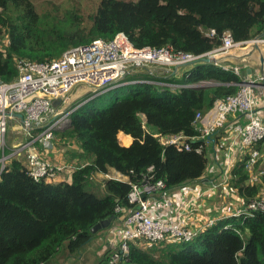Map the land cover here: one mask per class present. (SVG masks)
<instances>
[{
  "label": "trees",
  "instance_id": "trees-1",
  "mask_svg": "<svg viewBox=\"0 0 264 264\" xmlns=\"http://www.w3.org/2000/svg\"><path fill=\"white\" fill-rule=\"evenodd\" d=\"M225 31L235 42L263 32L264 0H97L90 12L74 4L58 15L53 10L39 13L33 0H0V81L15 79L17 60H54L68 48L110 40L120 32L136 48L171 46L200 55L218 47ZM154 78L145 72L127 75L122 84L88 94L87 102L65 111L67 119L52 130L51 142L63 141L65 148L73 144L75 150L67 151L71 156L80 150L69 180H34L21 159L8 158L0 169V264H52L61 248L75 255L96 232L105 230L93 231L99 221L111 215V222L122 219L125 213L116 208L127 212L135 207L127 198L131 183L152 176L162 179L170 191L206 173L208 147L190 140L198 135L195 114L235 94L240 77L200 59L180 80L156 78L187 86L172 91L136 82ZM206 82L213 84L203 85ZM106 98L110 103L104 107ZM120 132L131 138L127 148L117 141ZM154 132L181 133L189 138L190 148L162 145ZM215 135L210 138L214 143ZM199 146L202 149L196 152ZM246 160L244 155L232 163L227 187L248 208L264 198V174L252 182ZM109 169L124 179L105 177ZM258 170H264V162L252 173ZM95 173L105 177L102 195L91 186ZM248 210L238 217H223L190 242L142 245L137 239L128 244L124 264H264V212ZM109 258L107 252L98 264H108Z\"/></svg>",
  "mask_w": 264,
  "mask_h": 264
},
{
  "label": "built area",
  "instance_id": "built-area-1",
  "mask_svg": "<svg viewBox=\"0 0 264 264\" xmlns=\"http://www.w3.org/2000/svg\"><path fill=\"white\" fill-rule=\"evenodd\" d=\"M214 34L213 30L209 31ZM259 42L255 39L245 42H235L231 34L225 31L221 35V44L213 50L194 55L174 50L171 46L160 48H136L123 33H117L110 40L95 39L86 45H79L68 48L61 52L59 58L35 62L20 59L15 62L17 76L9 82L0 81V169L3 161L18 151H25V167L27 174L34 180L44 179L53 181L63 169L61 166L52 164L48 159L41 157L33 147L34 142H42L45 149L51 147L53 139L52 130L60 127L66 121V114L48 121L50 115L56 112L53 101L60 100L65 103L68 94L79 85L89 86L95 89V93L119 83L125 76L145 71L153 77L155 72L152 68L164 69L162 79L171 77L170 70L183 65L194 64L200 59H211L217 65L216 59L224 56L233 48ZM261 42H264L262 40ZM224 71L232 72L240 77V67L237 65H223ZM138 80V83H151L169 90L175 88L172 83L157 80ZM238 83V90L235 94L217 99L205 112H197L194 117V125L198 131L196 137L191 141L201 140L205 144L210 138L223 131V135L215 142L217 148L226 147L224 156L225 170L218 180L212 183L213 188H226L229 182L228 171L231 162V146L240 148V154L247 156L245 169L251 173V181L264 174V170L252 173L256 165L264 162V148L258 149L261 142L264 147V114L255 110L254 91L260 86L264 95V70L255 78L242 79ZM163 83V84H161ZM176 86V85H175ZM187 86L180 85L177 88ZM189 86V85H188ZM21 115V117H19ZM49 117V118H48ZM230 117L233 118L229 121ZM47 119V121H45ZM36 134L33 131H37ZM10 133L22 136L23 141L12 147L13 153L5 156L7 137ZM152 136L162 144H173L177 150H189V138L181 133L174 135H161L157 132ZM18 142V143H20ZM201 146L195 151L200 152ZM262 150V151H261ZM211 170V166L209 167ZM150 171V168L148 169ZM105 177L124 179L119 174H106ZM201 182H186L177 186L179 196L184 199L190 193L191 198L183 201L178 207L172 204L168 198L169 191L165 190L162 179H152V176L144 177L138 183H131L128 192V201L135 205L132 210L125 211L124 208H116V211L125 213L118 225L111 228L108 235L109 242L114 250L110 253L108 264H124V257L128 252V244L139 239L143 244L159 243L165 240L177 242H190L204 229L214 224L213 220H202L198 215L196 227L189 226L187 214L191 201L197 200L204 195ZM227 191V190H225ZM229 192V191H227ZM155 197L163 200L160 204ZM249 209H260L264 212V198L254 201L248 205ZM239 206L234 211L227 213V216L238 217L249 210ZM165 211L164 217H158L157 212ZM247 211V212H245ZM174 213V215H173Z\"/></svg>",
  "mask_w": 264,
  "mask_h": 264
},
{
  "label": "crops",
  "instance_id": "crops-1",
  "mask_svg": "<svg viewBox=\"0 0 264 264\" xmlns=\"http://www.w3.org/2000/svg\"><path fill=\"white\" fill-rule=\"evenodd\" d=\"M255 37H253V39H255ZM254 45H257L259 47V51H256ZM216 62L217 65L220 66L221 68L223 65L239 66L241 70L240 77L242 79L255 78L262 70H264V42L259 41L256 43H252V44L249 43L240 46L239 48H233L232 50L228 51L224 56L217 58ZM190 65L192 66L193 64ZM190 65H183L177 68H172L170 70L171 77H173L176 80H180L182 74L188 72V70L191 68ZM152 70L156 74L153 77H157L159 79H162V77H166L164 75L165 73L164 69H163L164 71L160 68H152ZM143 72L145 71H141L140 73ZM172 84L175 87L172 89V91H174L177 86L183 85L184 83H172ZM260 90H261L260 86L255 87V91H254L255 110L262 112L264 114V95H260V93H262V91ZM53 105L56 110L60 106H62L63 103H61L60 100H55L53 101ZM49 117H48L49 118L48 121H51L53 115H50ZM262 120L264 122V118ZM45 121H47V119ZM229 121H231V119H229ZM222 132L223 131H219L217 137L215 135L217 141L223 135ZM19 140L20 141L22 140V136L13 133H10L7 137V142L11 141L12 147L15 145L13 143H16ZM117 141L121 147L127 148L131 143V138L130 136L120 132L117 135ZM22 142L17 143V145L21 144ZM34 145L36 144L33 143V147ZM206 145L208 147L209 164L206 173L203 176H201L198 180H196L201 182L200 185L202 190L204 191V195L197 200L191 201L188 207L189 212L187 214V221L189 226H193V227H196L198 225V222L196 220L197 215L202 220L204 219L205 221L213 220L215 223H217V221L223 219V217L224 218L231 217V216H227V213L234 211L239 206H242V201L238 198L236 193L233 192V190L230 192L228 187L222 188L221 186L218 188H213L212 186V183H215L218 180V176L222 175L225 170L224 156L226 152L224 151V149L226 147H230L229 142L223 145V147L217 148L213 140L210 139L209 143H207ZM236 145L237 147L231 146L233 148V150L231 151L232 163H234L235 161H237L239 158L242 157V154H240V148L238 144ZM36 147H38L37 148L38 151L37 150L36 151L39 153L41 157L48 159L52 164L56 165L55 163H53L52 160H50V157L48 156V152L55 149L54 143L51 145L49 149H45L42 142H38V146L36 145L35 148ZM263 148L264 147H262V150ZM12 151L13 148L12 150H10L9 154L13 153ZM19 152L20 151H18L13 156L14 157L18 156ZM21 152L26 154L24 150L23 151L21 150ZM79 153L80 150H76L73 156H71L69 153L60 154L61 161L64 160V164L63 165L58 164L56 166H61L63 167V169L58 173L56 179L53 181L70 179V173H71L70 169L73 168L72 164L77 163V159L75 157H77ZM54 160H57V158H54ZM23 162L25 164L26 161ZM210 166H211V170L209 169ZM107 173L115 174L116 172L113 169H109ZM94 176L99 178L102 177L103 175L99 173H95ZM168 198L172 200L173 205L179 207L183 203L184 199L190 201L191 194L190 193L186 194L185 198L182 199L177 192V187H175L174 189L169 191ZM154 200L159 204L163 201L160 199V197H155ZM164 213L165 211L160 209L156 215L158 217H164L165 216ZM120 222H121V218H117L116 220L110 223L107 229L96 232L94 237L88 244H86L74 256L71 255L73 256L71 257V259L77 258L78 260L77 264H98V262L101 260V258L104 257L105 254H107V252L111 253L114 250L113 245L109 242L108 235L110 233L111 228L115 225H118ZM65 256L70 257V255L66 251H65Z\"/></svg>",
  "mask_w": 264,
  "mask_h": 264
},
{
  "label": "rangeland",
  "instance_id": "rangeland-1",
  "mask_svg": "<svg viewBox=\"0 0 264 264\" xmlns=\"http://www.w3.org/2000/svg\"><path fill=\"white\" fill-rule=\"evenodd\" d=\"M33 2H34V5L36 7V10L39 13H43L45 11L53 10L55 12V14L58 15L59 11H63L64 9H67L71 5H74V4L79 5L84 10L89 9V12H90V11H92V7L94 8V6L96 5L97 0H33ZM140 72L141 71H139L138 73H140ZM212 84H213L212 82H206L203 85L210 86ZM87 96L88 95L86 94V95L82 96L81 98H79L78 100L74 101L72 104L69 105V107L66 110H64V112L67 110H70L74 106H76L74 104H80L82 101H84V99H86ZM109 103H110V99L106 98V100H104L101 103V105L104 107H107L109 105ZM19 141H17L16 143H18ZM11 143H12L11 141L6 142V147L4 148V155L5 156H7L10 153V150H12V148H11L12 144ZM16 143H13V144H16ZM34 144H36L38 146V142H34ZM36 145H34V147H33L35 151L38 148V147L35 148ZM68 150L69 151L75 150V147L73 146V144H72V147H71V145H68L65 148V145H63V141L56 140L55 141V149L49 151L48 156L50 157V160H52L53 163H55L56 165H58V164L63 165L64 160L61 161L60 154L67 153ZM0 156H1V153H0ZM17 157L19 159H21L22 161H26L25 160V154L21 151L19 152V155ZM54 158H57V160H54ZM7 161H8V158L3 161V165H5ZM77 163L72 164V167H75V165H77ZM70 170H72V169H70ZM103 178H105V177L102 176V177L97 178L94 175L91 177V179H92L91 180V186H92L93 190L95 192H97L98 195L103 194V189L101 187ZM73 256H70V257L67 256L66 257L65 256V249L61 248V250L54 256V259L52 260V264H77V261H78L77 258L71 259V257H73Z\"/></svg>",
  "mask_w": 264,
  "mask_h": 264
},
{
  "label": "water",
  "instance_id": "water-1",
  "mask_svg": "<svg viewBox=\"0 0 264 264\" xmlns=\"http://www.w3.org/2000/svg\"><path fill=\"white\" fill-rule=\"evenodd\" d=\"M255 40H256V41H262V40H264V31L261 32L260 34L256 35ZM254 43H256V42H254ZM254 47H255L256 51H259V47H258L257 45H254ZM205 60H207V61H209V62H212L211 59H205ZM192 87H198V86L195 85V86H192ZM93 93H95V89H94V88L89 87V86H85V85H79V86L76 87L72 92H70V93L68 94V97H67L65 103H63L62 106H60L58 109H56V112L54 113V115H53L51 121H53L54 119H56V118L62 116V115L65 113L64 110H66V109L69 107V105L72 104L74 101L78 100L79 98H81L82 96H84V95H86V94L88 95V94H93ZM94 95H95V94H94ZM94 95H93V96H94ZM93 96H92V97H93ZM88 100H89V98L84 99V101H82V102L80 103V105H81V104H84V103L87 102ZM53 106H54V105H53ZM19 117H21V115H20ZM139 117H140V119H141L143 122H145V116H144L143 114H139ZM198 141L200 142L201 140H198ZM112 219H113V216L111 215V216H109L108 218L99 221V222L94 226L93 231L95 232V231H97V230L107 229L108 226L110 225V222H111Z\"/></svg>",
  "mask_w": 264,
  "mask_h": 264
},
{
  "label": "bare ground",
  "instance_id": "bare-ground-1",
  "mask_svg": "<svg viewBox=\"0 0 264 264\" xmlns=\"http://www.w3.org/2000/svg\"><path fill=\"white\" fill-rule=\"evenodd\" d=\"M122 141V140H121Z\"/></svg>",
  "mask_w": 264,
  "mask_h": 264
}]
</instances>
